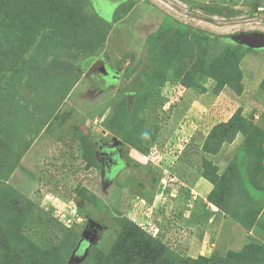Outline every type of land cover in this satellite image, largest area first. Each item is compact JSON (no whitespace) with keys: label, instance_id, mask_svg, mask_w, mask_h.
I'll use <instances>...</instances> for the list:
<instances>
[{"label":"rangeland","instance_id":"rangeland-1","mask_svg":"<svg viewBox=\"0 0 264 264\" xmlns=\"http://www.w3.org/2000/svg\"><path fill=\"white\" fill-rule=\"evenodd\" d=\"M67 2L84 16L69 51L49 54L61 35L40 19L27 24L26 44L0 42V207L18 202L28 214L0 247L2 237L15 239L7 252L29 240L43 264H83L109 249L121 213L164 242L170 264H264V48L238 60L240 93L215 94L210 75L247 48L234 34L264 32V0ZM167 17L177 22L161 30ZM28 58L42 78L36 95L20 72ZM97 61L116 77L91 75ZM238 108L258 129L204 154L209 129ZM93 136L123 142L111 172L91 158ZM203 157L219 175L231 169L214 190L229 213L207 199L214 184L200 177ZM89 219L103 229L80 250Z\"/></svg>","mask_w":264,"mask_h":264},{"label":"trees","instance_id":"trees-1","mask_svg":"<svg viewBox=\"0 0 264 264\" xmlns=\"http://www.w3.org/2000/svg\"><path fill=\"white\" fill-rule=\"evenodd\" d=\"M67 3V0H0V42L7 47L18 46L23 43L26 44L29 38V34L26 30L27 24L35 21V19H40L43 20V23L50 24L52 33L59 32V35H61L59 42H55L56 39L52 40L53 43L50 44L51 51L49 54H55V49L57 53V49H59L60 46L69 51L71 48L70 46H72L70 45V38L73 33L79 31V29H77V22L84 16L79 15L75 9L71 8L72 4L68 3L67 5ZM90 20L91 19H89V21ZM176 22L174 18L167 17L161 24L160 29H168L174 26ZM89 26L92 27V25ZM77 35L78 33L76 36ZM84 38L87 40L88 36L84 35L83 39ZM100 42L103 43V39H100ZM95 50V44H91L83 49V53L90 58ZM247 51L248 48L238 49L235 61L229 63L217 61V65L210 73L211 77L216 81L213 87V92L215 94H218L225 86L230 87L236 93L241 92L242 74L238 66V60L242 58ZM10 52L11 51H8L7 53ZM226 53L228 56L231 54L228 50H226ZM81 60L82 59L79 60L80 63ZM80 63L78 65L76 64V66H79ZM9 67L10 65L5 64L6 69ZM38 68L37 64L29 58L27 62H23L22 68H20V72H24L26 75L25 84L33 95H36L39 82L42 79L39 77L40 73ZM180 91L183 90H179L178 92ZM253 129L258 128L254 126L250 119L244 117L241 109L238 108L227 120L218 122L209 129L201 144V151L207 155L216 154L223 142H231L235 139L237 134L240 133L244 135L246 132L252 131ZM119 136L123 138V134ZM90 147L92 149L91 141ZM240 147L238 150H240ZM149 151L147 152L148 154L152 153V151ZM147 153H142V161L140 162L144 165H149V161L146 158ZM90 156L92 159H96L92 150ZM83 157L87 160L89 159L87 158L89 156L83 155ZM200 167V177L214 184V187L207 195V199L217 204L223 211L229 213L227 210V203L221 204V201L217 200L214 196V190L216 187H219L218 181H222L225 176L230 175L231 169L229 168L228 170L227 168V170L219 175L216 166L206 157L201 159ZM216 182L218 186H216ZM220 190L222 191V189ZM17 196L23 198L22 194L18 192ZM2 204L4 205L0 207L2 208L0 211V240L4 230L7 232L11 230V227H13V229L19 228L23 219L28 215L22 207L23 205H18V202L9 203L4 201ZM116 218L121 228L117 232L109 249L106 252L95 254L90 251L83 264L171 263L167 256L168 247L159 237L147 233L140 225L124 214L120 213ZM2 240L4 241V245L1 244L3 247H0V264H13L14 261H17L18 264H43L42 261L45 260L46 255L38 245L33 244L29 240H22V249H17L16 252H14L10 250L14 245V239L13 241L11 240L13 242L12 245L6 243L10 248V251L7 252L5 250L7 245L5 244L4 237H2ZM87 245L88 242L85 239L82 240L79 246L81 248L80 250H84Z\"/></svg>","mask_w":264,"mask_h":264},{"label":"flooded vegetation","instance_id":"flooded-vegetation-1","mask_svg":"<svg viewBox=\"0 0 264 264\" xmlns=\"http://www.w3.org/2000/svg\"><path fill=\"white\" fill-rule=\"evenodd\" d=\"M99 62V61H97ZM101 63V62H100ZM92 64L91 67L96 66ZM90 67V68H91ZM103 67L105 68L104 64ZM90 68L88 69L89 73L92 75L93 72L100 76L102 81H105L107 78H113L116 77L113 75V72H110L109 69L105 68L106 73H102L100 68H95L90 71ZM94 82V79H93ZM115 136H110L108 138L103 137H96L93 136L90 141L92 143L93 148L95 149V157L99 161V163L102 165L103 170L107 172H111L115 167H117L120 164V155H121V145L117 146L115 149L107 148L106 145L110 144L111 139ZM95 138V139H94ZM117 138V137H116ZM94 139V141H92ZM119 139V138H118ZM121 140V139H120ZM123 143V142H122Z\"/></svg>","mask_w":264,"mask_h":264},{"label":"water","instance_id":"water-1","mask_svg":"<svg viewBox=\"0 0 264 264\" xmlns=\"http://www.w3.org/2000/svg\"><path fill=\"white\" fill-rule=\"evenodd\" d=\"M232 39L240 44H243L247 48L252 49H262L264 48V32L261 31H250L239 34H234ZM96 66L90 68V71L95 68H100L101 72L106 73L103 65L100 62H96ZM95 139V138H94ZM94 139L92 141H94ZM122 141L116 137L111 139L110 144L106 145L107 148L115 149L117 146L121 145ZM89 230L85 237V240L90 245L93 242L95 236L99 233L103 226L101 223L97 222L94 219H89Z\"/></svg>","mask_w":264,"mask_h":264},{"label":"crops","instance_id":"crops-1","mask_svg":"<svg viewBox=\"0 0 264 264\" xmlns=\"http://www.w3.org/2000/svg\"><path fill=\"white\" fill-rule=\"evenodd\" d=\"M203 184H204V183H202V187H203ZM209 187H210V186H207V187H204L203 189H206V188L208 189ZM203 189H202V190H203Z\"/></svg>","mask_w":264,"mask_h":264},{"label":"bare ground","instance_id":"bare-ground-1","mask_svg":"<svg viewBox=\"0 0 264 264\" xmlns=\"http://www.w3.org/2000/svg\"><path fill=\"white\" fill-rule=\"evenodd\" d=\"M221 147H222V145H221ZM227 147V146H226Z\"/></svg>","mask_w":264,"mask_h":264},{"label":"clouds","instance_id":"clouds-1","mask_svg":"<svg viewBox=\"0 0 264 264\" xmlns=\"http://www.w3.org/2000/svg\"><path fill=\"white\" fill-rule=\"evenodd\" d=\"M250 32V31H249ZM105 69V68H104Z\"/></svg>","mask_w":264,"mask_h":264}]
</instances>
